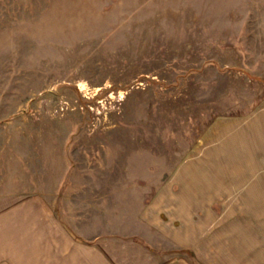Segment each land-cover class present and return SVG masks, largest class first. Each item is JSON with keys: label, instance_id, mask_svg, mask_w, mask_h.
Returning <instances> with one entry per match:
<instances>
[{"label": "rangeland", "instance_id": "1", "mask_svg": "<svg viewBox=\"0 0 264 264\" xmlns=\"http://www.w3.org/2000/svg\"><path fill=\"white\" fill-rule=\"evenodd\" d=\"M263 110L264 0H0V213L80 264H264Z\"/></svg>", "mask_w": 264, "mask_h": 264}, {"label": "crops", "instance_id": "2", "mask_svg": "<svg viewBox=\"0 0 264 264\" xmlns=\"http://www.w3.org/2000/svg\"><path fill=\"white\" fill-rule=\"evenodd\" d=\"M255 118L248 127L239 125V129H234V145L238 149L236 153L240 155V160L246 161L242 157L247 155L250 166L256 164L260 169L264 167V149L262 155L256 157L259 150L256 151L250 143L243 146V139H246L244 132L247 129L249 139L255 136L264 144V137L259 136V131L264 129V110ZM243 149L245 152H242ZM50 207L48 200L32 197L17 203L7 212L0 213V264H66L65 258L68 255L74 262L78 257L76 264H80L79 249L75 252L71 248L66 254L64 229L59 231L58 227L51 224L55 220V214Z\"/></svg>", "mask_w": 264, "mask_h": 264}, {"label": "bare ground", "instance_id": "3", "mask_svg": "<svg viewBox=\"0 0 264 264\" xmlns=\"http://www.w3.org/2000/svg\"><path fill=\"white\" fill-rule=\"evenodd\" d=\"M235 194V193H234ZM232 196H234V195H232ZM248 196V195H247ZM254 196V195H253ZM235 198V197H234ZM237 201V200H236ZM249 201H250V199L248 200V203H249ZM245 202V201H244ZM251 202V201H250ZM236 203V202H235ZM239 202L237 201V204H238ZM241 203V202H240ZM246 203L247 202H245L244 204L246 205ZM251 204V203H250ZM249 207H250V205H249ZM233 208L235 209V207L233 206ZM236 210V209H235ZM227 213H229L228 211H227ZM241 220V219H240ZM226 221V220H225ZM218 225H220V224H218ZM215 226V225H214ZM217 226V225H216ZM224 227V226H223ZM238 227H239V225H238ZM216 229V228H215ZM247 229V228H246ZM223 232V231H222ZM226 232V231H225ZM243 232V231H242ZM221 233V232H220ZM254 234V233H253ZM247 235V234H246ZM254 238V237H253ZM258 238H260V237H258ZM258 238H257V240H258ZM243 239V238H242ZM263 239V238H262ZM252 241V240H251ZM263 241V240H262ZM245 243V242H244ZM249 243V242H248ZM252 243V242H251ZM263 243V242H262ZM250 249V248H249Z\"/></svg>", "mask_w": 264, "mask_h": 264}]
</instances>
